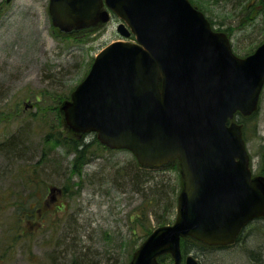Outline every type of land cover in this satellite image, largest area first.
Instances as JSON below:
<instances>
[{
    "label": "water",
    "instance_id": "obj_1",
    "mask_svg": "<svg viewBox=\"0 0 264 264\" xmlns=\"http://www.w3.org/2000/svg\"><path fill=\"white\" fill-rule=\"evenodd\" d=\"M103 4L106 8L102 7ZM135 41L116 40L94 57L62 103L75 131H96L130 149L143 166L179 159L182 189L172 223L155 227L128 264H180V239L232 243L264 216V181L252 176L237 112L256 110L264 85V41L239 57L189 0H49L52 24L70 32L109 18ZM184 264H199L190 254Z\"/></svg>",
    "mask_w": 264,
    "mask_h": 264
},
{
    "label": "rangeland",
    "instance_id": "obj_2",
    "mask_svg": "<svg viewBox=\"0 0 264 264\" xmlns=\"http://www.w3.org/2000/svg\"><path fill=\"white\" fill-rule=\"evenodd\" d=\"M190 1L212 19L215 28L225 32L226 28H232L230 41L237 55L249 52L263 34V30L256 27L252 30L254 24H258L255 12L242 14L241 6L247 0L240 3H236L238 0ZM47 8L48 0H0V143L11 144L15 138L21 139L19 146H14L18 148L14 153L7 150L6 144L0 145V253L9 243L6 229L9 224L12 228L16 226L13 222L16 199L24 196L32 199L30 193L34 187L30 181L33 176L40 182V198L54 184L66 185L69 192L54 191L57 203L49 201L44 207L45 216H36L40 226L33 228L30 235L11 242L10 252L2 264L49 263L48 256L54 247V240L49 236L51 223H56L57 229L63 224L66 231L74 229L77 236L69 241H77V252L86 248L96 264H127L142 239L156 226L152 216L139 220L136 217L139 209L146 205L142 201L145 193L150 196L152 192L147 190L148 183L145 189H138L125 177V167L131 159L139 166L133 154L125 149H105L93 133L77 134L67 125L59 128L83 136L84 141L89 142L86 148L90 155L79 172L72 169L74 155L69 147L56 144L55 148H49V155L47 151L42 153V140L48 129L54 126L55 131H59L61 120L56 117L61 113L59 105L88 72L94 55L110 41L124 38L116 30L119 19L112 17L99 28L67 34L52 26ZM243 23H246L244 28ZM130 37L124 39L133 40ZM256 121L257 135L246 142L253 171L257 165L258 141L264 136V88ZM34 164L38 174L28 171ZM168 167L148 170H151L149 178L164 184H170L169 178L178 177L175 197L171 196L174 202L169 208L159 207V213L172 222L182 180L177 164ZM260 177L264 181V176ZM58 205L63 206L59 211ZM263 222L252 221L229 247H211L201 253L188 250V253L194 254L200 264H209L213 257L225 258L218 264H243L250 260L246 258L239 263L231 257L242 251L243 244H248L259 249L264 258ZM60 248L58 244L57 250ZM161 263L172 264L167 255Z\"/></svg>",
    "mask_w": 264,
    "mask_h": 264
},
{
    "label": "trees",
    "instance_id": "obj_3",
    "mask_svg": "<svg viewBox=\"0 0 264 264\" xmlns=\"http://www.w3.org/2000/svg\"><path fill=\"white\" fill-rule=\"evenodd\" d=\"M241 1L242 0H238L236 3H240ZM252 3H256V4L252 5ZM244 4H245L244 6H241L243 8L242 10L243 15L246 16V15L251 14L252 12H255L258 17V22H257L258 24H254L252 30L254 29V27L258 28L259 30H263V34L260 36V38H258L259 40H257L256 44L253 46L255 47L259 42H261L264 39V0H257L255 2H253V0H247ZM209 20L212 22V24H214V22L212 21L210 17H209ZM245 25L246 23H243L242 28H244ZM236 27H239V26H236ZM226 30H227V33H231L230 30H232V28L228 27L226 28ZM253 47L252 48L250 47V49L248 50L249 51L252 50ZM258 110L259 108L254 113H252L250 116L239 115L238 121L242 124V132H243V138L245 142H247L250 139V137L257 135V127H256L257 121L256 120H257ZM57 116H59L61 120V115L59 112L58 114H56V117ZM51 124H49V127ZM60 125L63 126L62 120L61 122H58L59 131L56 132L53 126L52 128L48 129V131L44 135V138L42 140V153L45 154L47 151V154L49 155L50 153L49 148L51 147L55 148L56 144H59V145L61 144V145L69 147L70 149L69 151H71L74 155L71 161L72 169L77 171L78 173L79 168L84 163L87 162L88 156L90 155L88 154L87 148H86L89 142H85L83 136L81 135H80L81 137H79L75 133L71 132L70 130L66 131L62 127L59 128ZM27 130L29 129L27 128ZM59 132L62 133V136ZM63 133H67V134H63ZM14 140H11L12 142L11 144L10 142H6V143L1 142L0 145L3 146L4 144H6L8 147L7 150L9 152H12V153L17 152L18 148L17 146L16 148L14 146L17 145L21 141V139L15 138ZM47 147H48V150H47ZM256 153H257V162H256L257 165H256L255 172L264 176V136L260 137V141H258ZM172 167L174 166H171L170 168ZM28 171L30 173L35 174L36 172V174H38V170L35 164H34V167L29 168ZM149 173H151V170L140 168L138 165H136L134 159H131L129 161L128 167H125V177L129 180V182L133 186H137L138 189L140 188L145 189L146 187L144 185L148 183L147 190H150V192H152L150 193V196H148V192L145 193L144 195L145 197L142 201H144V204L146 205L145 207L139 209L138 213L136 214V217L139 220L141 217L148 218L149 216H152L156 225L168 223L170 221L166 219V217H164L161 213H159V207L165 206L166 208H169L171 204L174 202V199H172L171 196L173 194V197H175V188L176 186H178L177 185L178 177H175V179L169 178L167 182H169L170 184H164L161 180L157 181L152 178H149L150 177ZM32 176L33 175H29V177H32ZM33 177L34 178H32V180L30 181V183H32L34 187V189H32L30 193V197L32 199L27 200V196H24L22 198L19 197L16 199V202H15L16 203L15 204L16 216L14 217V221H13L14 225L16 226L12 228L11 225L9 224V227L6 229L5 234H6V237L9 238V243L7 242V246L5 247V250L0 253V264L4 262V259H6L8 255L7 253L10 252L11 242H15L16 240L21 239L25 235H30L33 231V228L40 226L38 225L36 216L38 215H40L41 217L43 216L45 212L44 207H46L49 201H53V204L57 203V195H54V191H58L59 189H61L63 193L69 192L68 187L66 185L54 184V186H50L48 189H46V193L44 192L45 195L42 194L40 198L38 194V192L40 191V182L37 176H33ZM62 207L63 206L58 205L56 206V209L59 211ZM66 218H67V215H65L64 219ZM259 220H264V218L259 219ZM29 228H32V229L28 230ZM57 228H58V225H56V223L50 224L49 236L51 239L54 240V247H53L52 252H50L49 254L50 256H48L49 263L47 264H67V263L68 264H96V261L92 260V255L89 253V251L87 252L86 250H83L82 252H77L78 247L75 246V243L77 241L75 240L74 243H71L69 241L71 237H73L74 239V237L77 236L74 229L72 230L69 229V231H66L64 224L63 226H60V229H57ZM240 235L238 236V238L240 237ZM181 241H182L181 244H182V248L184 252L188 250L190 251L196 250L197 253L198 252L201 253V252L211 249L210 246L206 247V245L204 246L201 243L199 244V242H196L192 239L185 238V239H182ZM58 244H59V247H61L59 250H57ZM219 247L222 248V247H229V246H219ZM258 248H260L259 245H258ZM241 249L242 251H239V253H237L236 256H233L231 258L236 259L239 263H241V261L243 259L245 260L246 258L250 260L248 261V263L245 262L243 264H253V262H255V264H264V258H262V255H260L259 249L252 248V246H249L248 244H243ZM74 252L77 254L74 255L72 259H70V261L65 263L68 257L70 258L73 254H75ZM29 253L31 252L29 251ZM164 256L165 255L161 256L160 261ZM212 259L209 260V264H218L220 263V261L225 260V258L222 259L220 257H213ZM203 264H206V263L204 262Z\"/></svg>",
    "mask_w": 264,
    "mask_h": 264
},
{
    "label": "bare ground",
    "instance_id": "obj_4",
    "mask_svg": "<svg viewBox=\"0 0 264 264\" xmlns=\"http://www.w3.org/2000/svg\"><path fill=\"white\" fill-rule=\"evenodd\" d=\"M153 229H154V228H153ZM153 229H151V230L147 233V235L145 236V238L142 239V241L140 242V244L146 239V237L152 232ZM140 244H139V245H140ZM139 245H138V246H139ZM84 250H86V248H85ZM190 255H192L195 259H197V257H196L194 254H190Z\"/></svg>",
    "mask_w": 264,
    "mask_h": 264
}]
</instances>
